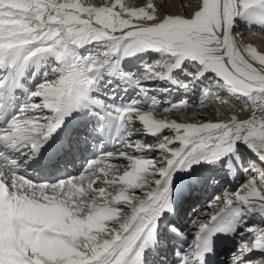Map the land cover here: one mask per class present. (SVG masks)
I'll return each instance as SVG.
<instances>
[{"label": "snow or ice", "instance_id": "6c2138e0", "mask_svg": "<svg viewBox=\"0 0 264 264\" xmlns=\"http://www.w3.org/2000/svg\"><path fill=\"white\" fill-rule=\"evenodd\" d=\"M169 253L264 264V0H0V264Z\"/></svg>", "mask_w": 264, "mask_h": 264}, {"label": "bare ground", "instance_id": "6f19581e", "mask_svg": "<svg viewBox=\"0 0 264 264\" xmlns=\"http://www.w3.org/2000/svg\"><path fill=\"white\" fill-rule=\"evenodd\" d=\"M97 2H99V0H97ZM179 2H180V0H175V3L177 4V5H179ZM185 2H187V0H185ZM167 3H169V4H171V3H173V0H169V2L167 1ZM261 39H262V37L259 35V34H257V35H255V36H252V35H250L249 33H247V32H245V40L243 41L244 43H248V42H253L254 44H259L260 42H261ZM223 106V105H222ZM223 108V110H224V108L225 107H222ZM229 185L231 186V187H234V185L233 184H231V183H229ZM218 191L219 190H217L216 192H215V194H219L218 193ZM189 208H191L192 209V207H189ZM188 208V210H190ZM189 212H187L186 213V215L184 216V220L186 221L188 218H189ZM225 254V256L227 257V253H224Z\"/></svg>", "mask_w": 264, "mask_h": 264}, {"label": "rangeland", "instance_id": "374dc122", "mask_svg": "<svg viewBox=\"0 0 264 264\" xmlns=\"http://www.w3.org/2000/svg\"><path fill=\"white\" fill-rule=\"evenodd\" d=\"M168 2H169V0H167ZM245 40V39H244ZM221 107H225L224 108V111H227V108H226V106H221Z\"/></svg>", "mask_w": 264, "mask_h": 264}]
</instances>
